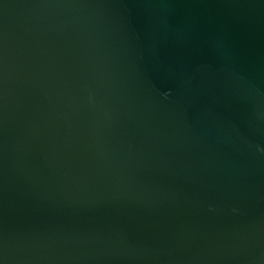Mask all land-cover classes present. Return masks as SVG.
<instances>
[{"label":"water","instance_id":"obj_1","mask_svg":"<svg viewBox=\"0 0 264 264\" xmlns=\"http://www.w3.org/2000/svg\"><path fill=\"white\" fill-rule=\"evenodd\" d=\"M0 264H264V0H0Z\"/></svg>","mask_w":264,"mask_h":264}]
</instances>
